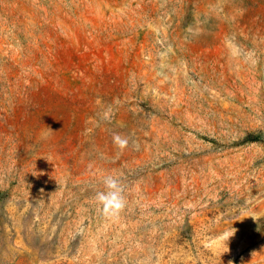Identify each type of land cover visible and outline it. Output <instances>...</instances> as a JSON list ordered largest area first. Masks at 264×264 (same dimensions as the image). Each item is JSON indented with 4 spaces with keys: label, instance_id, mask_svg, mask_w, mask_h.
I'll return each mask as SVG.
<instances>
[{
    "label": "rangeland",
    "instance_id": "1",
    "mask_svg": "<svg viewBox=\"0 0 264 264\" xmlns=\"http://www.w3.org/2000/svg\"><path fill=\"white\" fill-rule=\"evenodd\" d=\"M0 264H264V0H0Z\"/></svg>",
    "mask_w": 264,
    "mask_h": 264
},
{
    "label": "clouds",
    "instance_id": "2",
    "mask_svg": "<svg viewBox=\"0 0 264 264\" xmlns=\"http://www.w3.org/2000/svg\"><path fill=\"white\" fill-rule=\"evenodd\" d=\"M113 142L119 149L128 147L129 139L119 133L113 134ZM105 191L96 193V200L102 205V211L105 215L117 217L126 207V198L123 195L121 182L117 177L106 176L103 180Z\"/></svg>",
    "mask_w": 264,
    "mask_h": 264
}]
</instances>
